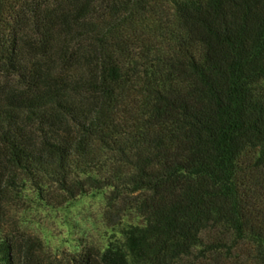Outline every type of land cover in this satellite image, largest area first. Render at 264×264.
I'll list each match as a JSON object with an SVG mask.
<instances>
[{"label": "trees", "instance_id": "trees-1", "mask_svg": "<svg viewBox=\"0 0 264 264\" xmlns=\"http://www.w3.org/2000/svg\"><path fill=\"white\" fill-rule=\"evenodd\" d=\"M4 76L0 188L131 217L79 264H264V0H10Z\"/></svg>", "mask_w": 264, "mask_h": 264}, {"label": "rangeland", "instance_id": "rangeland-1", "mask_svg": "<svg viewBox=\"0 0 264 264\" xmlns=\"http://www.w3.org/2000/svg\"><path fill=\"white\" fill-rule=\"evenodd\" d=\"M9 1L0 0V11ZM9 82L6 76L0 78V93H6ZM4 183L0 217L13 244L15 264H79L109 242L119 244L131 218L109 206L107 189H89L68 198L51 186L40 189L15 171Z\"/></svg>", "mask_w": 264, "mask_h": 264}]
</instances>
